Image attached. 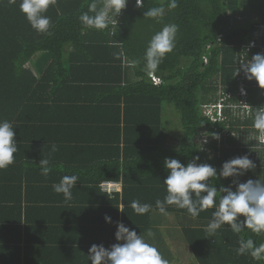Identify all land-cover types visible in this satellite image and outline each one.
I'll use <instances>...</instances> for the list:
<instances>
[{"label":"trees","instance_id":"trees-1","mask_svg":"<svg viewBox=\"0 0 264 264\" xmlns=\"http://www.w3.org/2000/svg\"><path fill=\"white\" fill-rule=\"evenodd\" d=\"M90 2L57 0L46 13L50 34H40L21 14L20 0H0V120L13 123L18 144L14 163L0 169V264H90L91 245L117 243L116 222L145 236L171 264L165 232L153 220L165 217L155 210V201L167 194L165 158L186 165L199 156L198 163L219 173L225 161L247 155L255 169L214 186L235 190L233 179L264 181V144L258 136L255 142L246 139L247 132L258 134L253 114L264 107V90L243 72L235 76L241 63L264 53V0H178L173 10L168 0H143L139 8L128 0L116 27L103 31L78 20ZM159 6L165 8L160 22L144 17ZM169 23L178 25L176 46L148 75V42ZM242 84L249 117L229 109L220 121L213 111L216 119L206 115L227 95L226 106L238 103ZM171 108L176 121L169 117ZM213 133L219 140L207 135ZM203 139L208 143L199 151ZM43 158L51 162L47 177L38 167ZM71 174L79 179L72 200L65 201L52 185ZM108 182L120 183V191L103 193ZM133 200L153 210L137 215ZM167 210L182 219L195 264H264L236 251L241 238L264 244V233L236 234L225 225L210 236L206 228L214 209L195 219L174 206ZM149 229L154 237L146 236Z\"/></svg>","mask_w":264,"mask_h":264},{"label":"clouds","instance_id":"clouds-1","mask_svg":"<svg viewBox=\"0 0 264 264\" xmlns=\"http://www.w3.org/2000/svg\"><path fill=\"white\" fill-rule=\"evenodd\" d=\"M15 2L16 0H13V3ZM56 2L57 0H20L19 10L33 30L40 34H50L53 25L51 17L46 13L49 7L56 5ZM135 2L139 8L143 0H135ZM127 3L128 0H91L87 10L79 15L78 20L87 29L103 31L110 26L116 27V18ZM177 7L178 0H168V10ZM164 15L163 6L152 7L144 12V17L157 22H160ZM178 30V25L169 23L152 35L143 57L144 70L148 75H154L165 56L174 50ZM253 47L254 45L250 44L247 51L249 52ZM240 72H243L247 81H255L258 88L264 90V53L254 54L250 60L241 63L239 69L236 67L235 76ZM240 91L238 92L239 102L235 103L237 108H229L234 104L225 105L226 98H229L227 95L220 99L223 100L222 110L229 109L240 117H249L252 107L246 102V91L243 88ZM243 101L250 107L249 116L241 108ZM214 112H217L215 107ZM253 126L259 130L255 135V137L258 136V142L264 144V107L255 108ZM14 129L12 122L0 120V169H5L14 163V154L18 151ZM207 135L219 140L217 134ZM207 143L208 140L203 139L199 145V151H204L203 145ZM57 150V145L53 143L51 153ZM199 160L200 157L195 156L191 162L184 165L177 159L165 158L164 168L168 175L163 184L166 186L167 194L163 200L155 201V210L167 216L169 215L168 207L174 206L177 209L186 210L195 219L201 212L214 209L206 228L210 236H214L225 225L236 234L245 230H250L254 234L264 233V181L248 179L245 182H239L233 179L235 190L231 185H221L219 189L214 186V182L218 179L238 178L245 175L246 172L255 169V163L247 155L237 156L225 161L218 173L214 166L198 163ZM38 167L40 174L47 177L52 171L50 158L40 159ZM78 179L77 174L64 175L58 183L52 185V190L62 194L65 201H71L72 190ZM105 186H110L111 190H108L110 192L116 189L115 183H106L103 187ZM130 207L137 215H144L153 210L152 204L141 203L139 200H133ZM104 221L106 224L113 223L108 215L104 216ZM115 227L114 238L117 243L108 248H105L103 244L91 245L87 255L90 264H169L160 250L149 243L145 236L138 234L135 229H130L122 222H116ZM154 235L151 229L147 230V237L151 238ZM238 243L239 246L236 249L238 255L249 253L258 260L264 259V244L257 246L252 238H241Z\"/></svg>","mask_w":264,"mask_h":264},{"label":"rangeland","instance_id":"rangeland-1","mask_svg":"<svg viewBox=\"0 0 264 264\" xmlns=\"http://www.w3.org/2000/svg\"><path fill=\"white\" fill-rule=\"evenodd\" d=\"M264 14V13H263ZM253 18L258 19L259 15H254ZM250 20V19H249ZM240 21H244L241 17ZM172 109V108H171ZM169 110V117L171 120L176 121L174 114H177L174 109ZM212 113V107H209L206 110V115H210ZM232 113V112H231ZM234 115H238L237 113H232ZM250 113L247 114L249 116ZM239 116V115H238ZM240 117V116H239ZM178 118V116H177ZM175 128V126H174ZM247 141H253L255 142V135H252V133L247 132L246 134ZM153 220H158L159 226L164 230V237H165V243L168 247V250L170 251L172 255L173 261L171 264H195L193 262L192 254L187 247L183 236L181 232V222L182 219H176L173 215H167L163 216L158 219L156 217H153Z\"/></svg>","mask_w":264,"mask_h":264},{"label":"built area","instance_id":"built-area-1","mask_svg":"<svg viewBox=\"0 0 264 264\" xmlns=\"http://www.w3.org/2000/svg\"><path fill=\"white\" fill-rule=\"evenodd\" d=\"M243 84L242 85H240V89H239V91L243 88ZM244 89V88H243ZM240 93H241V91H240ZM229 96V95H228ZM242 96H244V95H242ZM223 100H220L218 103H217V105H215V106H211L212 107V111L214 112V107L215 108H217V112H216V115H217V120L219 121V120H221V118H222V108H223V102H222ZM229 108H231V109H235V108H237V106L236 105H232V106H230ZM241 108L242 109H244L245 111H246V113H249V110H250V107L248 106V104L246 103V102H242L241 103ZM210 118L213 120L214 119V117L210 114Z\"/></svg>","mask_w":264,"mask_h":264},{"label":"crops","instance_id":"crops-1","mask_svg":"<svg viewBox=\"0 0 264 264\" xmlns=\"http://www.w3.org/2000/svg\"><path fill=\"white\" fill-rule=\"evenodd\" d=\"M93 131H96V129L94 128ZM101 133H102V132H98V133L96 132V133H94V134H92V135L96 136V135L99 134L100 137H101ZM108 183H109V182H108ZM110 183H111V182H110ZM119 186H120V183H115V187H114V188H116V189H114V192H119V191H120V188H118ZM120 187H121V186H120ZM117 188H118V189H117ZM108 190H111V189H110V186H109V187H106V186L103 187V186H102V188H101V191H102L103 193H107L108 195H110V194H109L110 191H108Z\"/></svg>","mask_w":264,"mask_h":264},{"label":"bare ground","instance_id":"bare-ground-1","mask_svg":"<svg viewBox=\"0 0 264 264\" xmlns=\"http://www.w3.org/2000/svg\"><path fill=\"white\" fill-rule=\"evenodd\" d=\"M223 112H225L224 110H223ZM228 112V111H227ZM229 113H231V112H229ZM226 114V113H225ZM225 114H224V117H225ZM223 116V115H222ZM234 116V115H233ZM217 117V116H216ZM216 119V118H215ZM225 119V118H224ZM220 121V120H219Z\"/></svg>","mask_w":264,"mask_h":264}]
</instances>
